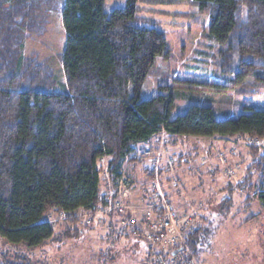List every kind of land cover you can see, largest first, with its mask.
Listing matches in <instances>:
<instances>
[{
    "label": "trees",
    "instance_id": "obj_1",
    "mask_svg": "<svg viewBox=\"0 0 264 264\" xmlns=\"http://www.w3.org/2000/svg\"><path fill=\"white\" fill-rule=\"evenodd\" d=\"M137 1L109 7L106 0H0V238L7 243L32 249L51 238L48 213H66V231L77 236L76 210L104 200L99 160L109 158L115 182L125 163L148 157L136 146L160 133L171 140H261L255 189L264 206V107L245 105L239 115L218 119L210 106L190 105L173 116L166 83L142 99L147 76L170 52L163 31L139 19ZM191 1L207 16L203 34L219 45L222 71L235 83L250 74L264 83V0ZM49 5L58 7L65 31L60 86L46 59L24 53L27 36L39 25L36 11ZM230 197L222 202L232 205ZM196 223L185 234L194 256L202 244Z\"/></svg>",
    "mask_w": 264,
    "mask_h": 264
},
{
    "label": "rangeland",
    "instance_id": "obj_2",
    "mask_svg": "<svg viewBox=\"0 0 264 264\" xmlns=\"http://www.w3.org/2000/svg\"><path fill=\"white\" fill-rule=\"evenodd\" d=\"M125 1L106 0V4L115 7ZM137 5L141 22L163 31L170 52L167 59L156 61L154 71L147 76L142 99L150 98L158 84L166 83L175 102L173 116L190 105L210 106L218 119L239 115L246 111L245 105L264 107V83L258 82L255 75H245L235 83L234 76L222 71L218 64L219 45L203 34L207 16L201 14L191 0L159 3L139 0ZM55 7L49 5L42 7L39 13L36 11L39 25L34 34L27 36L24 53L37 60L46 59L60 86L65 80L59 59L64 49L65 31L60 11ZM152 140L148 143L152 148H159L162 141L166 142L167 149L171 147L167 156H173L175 161L169 168L180 157H186L189 163L183 178H171L179 188L183 186L182 181L189 180L183 194L187 192L185 196L192 198H188L186 207L182 209L179 205L177 209L198 208L194 220L201 230L202 244L199 255H193L197 264H264V206L257 199L255 186L260 176L254 166L262 141L240 135L178 136L171 140L164 133ZM141 150L138 147L139 153ZM187 153L195 155L187 157ZM99 166L106 165L99 163ZM153 171V176L146 172L141 175L140 171L136 176L147 179L135 183L141 196L147 193L150 180H161L159 172L155 177ZM190 183L196 185L193 192ZM100 192H103L102 186ZM228 195L232 205L222 202ZM127 201L137 203V195ZM44 218L56 220L51 222L53 236L32 249L0 238V264H142L149 253L145 238L117 235L115 242L108 238L104 224L89 226L84 231L76 228V221V236L66 231L67 218H62L60 213H48ZM108 251L110 255L105 256Z\"/></svg>",
    "mask_w": 264,
    "mask_h": 264
},
{
    "label": "built area",
    "instance_id": "obj_3",
    "mask_svg": "<svg viewBox=\"0 0 264 264\" xmlns=\"http://www.w3.org/2000/svg\"><path fill=\"white\" fill-rule=\"evenodd\" d=\"M163 141L159 148H152L148 143L136 146L143 149L142 154L152 157L155 177L162 155L166 158L167 166L175 161L173 156L165 155L167 147ZM108 159L99 160V163L106 165L100 174L104 200L93 208H78L74 213L78 217L76 228L81 227L85 231L89 226L104 224L108 234L145 238L149 253L142 264H197L185 234L194 226V215L198 208L185 211L177 209L167 196L161 180H150L145 196H141L142 192L137 190L135 183L125 177L121 176L112 182L108 172ZM132 195H137L138 202L135 204L127 201ZM60 214L62 218H67L66 213ZM47 221L51 223L56 220Z\"/></svg>",
    "mask_w": 264,
    "mask_h": 264
},
{
    "label": "crops",
    "instance_id": "obj_4",
    "mask_svg": "<svg viewBox=\"0 0 264 264\" xmlns=\"http://www.w3.org/2000/svg\"><path fill=\"white\" fill-rule=\"evenodd\" d=\"M194 137V136H193ZM153 140H150L149 143H152ZM143 144V143H141ZM138 144V145H141ZM168 153H165V155H168L171 147H168L167 149ZM195 154L197 153V151L194 152ZM193 154V155H195ZM186 155V154H185ZM182 155V156H185ZM191 155V153H187V157L188 156H193ZM180 156V155H179ZM183 162V163H182ZM186 162V164L184 163ZM185 164V165H183ZM188 161L186 157H180V159L178 160V162L176 164H174V166L170 167L166 165V160L164 159V157H162L161 162L159 163V176L160 179L162 181V185L163 188L166 192V194L168 195L169 199L173 202V204L176 206H179L183 209L184 207H186L187 203L189 202L188 198H192V197H186L188 196V193L185 192V195L183 194L184 190L186 191L187 188V184H189V180L186 181H182L183 182V186L181 188H179L177 186L176 182H173L174 180H172L173 177H179V178H183L182 174H184L187 170L186 165H188ZM154 163L152 161V159L150 157H144L142 159H140L139 161L136 162H127L124 164L123 166V174L122 177L128 178L129 180H133L132 182L137 183V182H141V180H147L145 177H141L137 178L136 176H138L137 174H139L141 172V175H143L145 172L147 174H152V170L154 168ZM126 171V172H125ZM140 171V172H139ZM185 179V178H184ZM191 186V191L193 192L196 189V185H192L190 183ZM185 196V197H184ZM192 196V195H190ZM184 204V206H183Z\"/></svg>",
    "mask_w": 264,
    "mask_h": 264
},
{
    "label": "water",
    "instance_id": "obj_5",
    "mask_svg": "<svg viewBox=\"0 0 264 264\" xmlns=\"http://www.w3.org/2000/svg\"><path fill=\"white\" fill-rule=\"evenodd\" d=\"M174 253H176V252H174Z\"/></svg>",
    "mask_w": 264,
    "mask_h": 264
}]
</instances>
